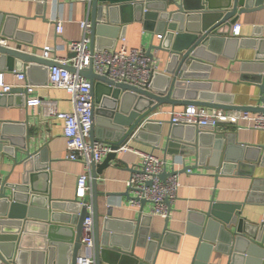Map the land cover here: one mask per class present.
<instances>
[{
  "label": "water",
  "instance_id": "obj_1",
  "mask_svg": "<svg viewBox=\"0 0 264 264\" xmlns=\"http://www.w3.org/2000/svg\"><path fill=\"white\" fill-rule=\"evenodd\" d=\"M126 5L138 12V21L143 23L145 30L155 36L162 35L159 45L152 44L147 54L153 56V51H160L169 55L165 73H156L146 89H137L100 77L92 68L81 72L92 86L94 122L90 140L92 143L105 141L112 147V153L104 162L92 164V192L84 200L85 206L78 200L48 199L46 215L37 218L33 214L40 207L34 204L37 199L33 196L37 194L35 175L39 172L48 174L47 164H34L38 155L32 154L24 143H17L6 132L7 126L16 122L0 119V164L6 156H15L18 151L25 153L24 159L16 161V164L25 168L21 184L10 183L0 173V264H77L82 249L84 221L89 217L86 204L93 207L96 264H128L125 263L126 258L132 262L134 260L133 264H152L149 255L143 261L135 255V247L142 240L145 230L142 228L143 214L135 225L131 249L124 248L116 239L108 217L101 222L99 198L103 194L98 189L101 171L131 140L154 148L161 147L162 132L151 130L158 122L152 118V114L163 106H198L223 111L264 113V108L235 107L216 102L210 96L211 83L205 73L215 64L216 58L224 54L228 44L236 41L238 47L256 51L255 61L261 67H254L253 70L257 71L256 82L261 84L264 92L261 76L264 73V40L241 37L233 39L230 36L240 16L263 10L264 0H93L90 20L92 50L113 49L119 37L125 35V26H119L121 23L117 19V10ZM39 6L46 11L47 6ZM18 20L0 14V35L20 43L16 47L0 46V62L11 61L3 69L25 71L29 83L34 85L29 77V65L42 66L48 71L49 81V68L57 64L37 53L24 50V45L29 42L16 29L12 33L7 32L9 23L14 22L16 25ZM101 39L113 41V44L100 48L97 44ZM74 57V54L70 56ZM67 69L75 72L72 67ZM100 87L104 90L101 91ZM14 94H19L25 106L24 92L13 90L9 94L0 95V108L11 107L7 101ZM261 102H264V98ZM148 136L153 137V140L146 139ZM234 144L225 133L215 132L212 128L171 124L163 150L166 156L194 157L195 165L191 168L186 166L183 172L188 169L210 171L218 182L220 177L239 174L235 172L238 169L236 164H240L243 159L230 157ZM241 148L245 149V146ZM173 174L179 172H168L166 169L161 178L164 180ZM258 184L256 181L255 185ZM262 192L260 204L264 205V190ZM248 202L251 203L250 200ZM211 203L210 210L196 225L199 245L194 264H206L208 255L213 251L225 255L226 264H264V222L257 226L243 219L242 204L232 207V204L219 203L215 197ZM146 204L148 202L142 201V207ZM50 208L53 212L71 216L74 228L70 237L60 234L61 227L50 221ZM189 222H192L191 219ZM35 229L36 236L33 234ZM168 230L167 223L165 232ZM145 231L148 232L146 241H143L145 248L150 250L154 244L160 250L166 245L168 234L155 235L150 234L149 230ZM204 251L206 256L203 257Z\"/></svg>",
  "mask_w": 264,
  "mask_h": 264
},
{
  "label": "crops",
  "instance_id": "obj_2",
  "mask_svg": "<svg viewBox=\"0 0 264 264\" xmlns=\"http://www.w3.org/2000/svg\"><path fill=\"white\" fill-rule=\"evenodd\" d=\"M39 5L37 0H0V14L19 19L16 25L14 22L9 23L7 32L12 33V30L16 29L21 37L26 38L29 43L24 45V50L27 52L41 55L47 46L58 47L56 54L59 58H70L72 54L69 52L67 44L71 41L81 40L83 33L80 22L88 17L91 20L88 6L80 2L70 4L66 0H60L58 3L50 0L44 12ZM56 18L66 21L64 32L61 35L57 34L53 22ZM138 18V12L128 5L124 8L120 6L117 10V19L121 23L119 26H125L123 28L127 46L148 50L152 44L159 45L160 41L157 39V35L145 30L143 23L138 21ZM236 25L241 27V31L239 36H234L231 31L230 36L233 39L241 37L264 40V9L243 14ZM109 43L113 44V41L101 39L97 46L104 48ZM18 44L20 43L11 40L9 46L16 47ZM114 44L118 48L121 42L117 40ZM153 57L158 61L159 72L165 73L169 55L153 51ZM255 57L254 49L240 48L236 41L230 42L224 54L219 55L215 64L205 72L211 83L212 94L210 96L220 104L261 108L264 92L260 87L261 84L256 82L258 73L253 70L254 67H261L259 66L261 64L255 61ZM10 63L11 61L0 62V74H3L5 83L16 85L18 81L13 72L3 69ZM29 66V77L37 88V95L56 102L58 110L61 112H72L73 105L70 96L64 90L49 86L48 71L42 66ZM261 76H263L264 82V73ZM100 89L104 90L103 87ZM7 103L11 107L0 108V119L16 123L8 125L6 132L12 135L17 143H24L32 154L38 155L34 164H47L46 172L48 174L45 173L48 176L41 172L35 175L37 177L34 187L37 194H33L37 198L34 204L37 203L40 206L35 205L38 208L33 214L37 218L44 217L47 212L45 207L48 204V199L77 200V181L79 176L85 173V167L82 163L67 159V140L63 134L64 126L61 121L45 117L43 107L28 108L26 105L24 106L23 99L19 94L12 95V99ZM185 108V106H163L152 114V118L158 122L151 131L162 132L161 147L154 148L149 144L133 140L128 144V147L134 150L154 153L164 159L168 172L173 170L179 172L181 187L176 201L171 205L172 211L169 220L154 216L152 214L153 205L150 203L137 208L130 204V197H134V194L129 192L128 182L132 174L140 167V156L133 152L118 153L117 157L99 175L98 189L103 194L99 198L101 222L108 217L116 239L120 244H123L124 248H132L134 228L141 214L144 217L142 228L149 230L150 234H168L165 239L166 245L162 249L157 250L156 245L152 244L148 250L143 246L145 236L147 239L148 234L144 230L142 240L135 247V255L140 261L149 255L153 261L152 264H194L199 245L196 225L202 220V216L210 210L214 197L219 203L232 204V207L242 204L241 217L252 225L258 226L264 222V205L260 204L264 190V131H255L251 121H240L237 125L224 124L221 133H225L235 143L230 150V157L233 159L241 157L243 160L240 164H236L238 169L235 172H239V174L220 177L216 182L214 173L210 171L194 169L192 174L183 172L186 166L191 168L195 165L194 157L166 156L163 150L171 130L169 113L183 111ZM224 112L227 115L239 113V111L232 110ZM146 139L153 140V137L148 136ZM242 145L245 146V149L241 148ZM40 155L41 157H39ZM24 158V151H18L15 156H6L0 164V173L3 177H7L10 183H22L25 168L23 165L16 164V161ZM256 181L259 182L257 186L255 185ZM249 200L251 203L248 202ZM221 209L224 210V208ZM50 216V221L61 227L60 234L70 237L72 228H74L71 224V216L52 210ZM167 223L169 230L166 233ZM33 231L36 236V229ZM204 256H206L205 251L203 252ZM125 261L128 264L134 262L128 258ZM226 261L225 255L213 251L208 255L206 264H226Z\"/></svg>",
  "mask_w": 264,
  "mask_h": 264
},
{
  "label": "built area",
  "instance_id": "obj_3",
  "mask_svg": "<svg viewBox=\"0 0 264 264\" xmlns=\"http://www.w3.org/2000/svg\"><path fill=\"white\" fill-rule=\"evenodd\" d=\"M50 0H37L41 5L48 6ZM58 3L60 0H53ZM70 4L77 2L86 4L89 12L93 0H66ZM58 35L63 34L66 21L62 18L53 20ZM82 39L71 41L67 44L68 50L74 54V58H59L58 47L47 46L43 49L41 56L57 65L49 68V86L64 90L71 98L73 111L61 112L57 103L43 99L37 95L36 86L29 83L26 72L13 71L18 84L11 85L4 81L0 74V95L9 94L13 90H21L25 94V105L28 108L43 107L45 117L55 118L63 123V134L67 140V159L82 163L85 173L79 176L76 188L77 200L85 206L84 200L92 192V164H101L103 160L112 153V147L105 141L90 140L91 130L94 122V102L92 97V86L90 81L81 74L82 71L93 69L100 77H107L117 84H127L137 89H146L154 75L159 73L158 61L147 54L144 48H129L126 44L125 35L119 37L121 45L118 48L103 49L101 51L91 49V21L89 17L80 22ZM241 27L235 25L232 30L234 36H239ZM161 40L162 35L156 36ZM10 39L0 35V46L9 47ZM67 67H72L75 72ZM264 98V94L263 97ZM264 108V102L261 105ZM172 125L196 126L212 128L221 133L224 124L237 125L240 121H251L255 131H264V113L252 114L250 112H239L227 115L223 110H209L205 107L188 106L183 111H172L169 113ZM133 152L141 157V164L137 171L132 174L128 182V190L134 197L130 200L132 207L142 206V201L153 205L152 214L169 220L171 205L178 197L181 187L178 174L161 176L167 169L164 159L154 153L141 152L128 147H122L119 153ZM193 169L187 173L192 174ZM89 217L84 221L82 236V249L77 259V264L95 263V225L93 207L86 204Z\"/></svg>",
  "mask_w": 264,
  "mask_h": 264
}]
</instances>
